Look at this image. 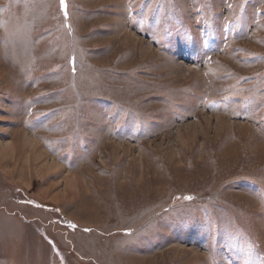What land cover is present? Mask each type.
<instances>
[{"label": "rangeland", "instance_id": "1", "mask_svg": "<svg viewBox=\"0 0 264 264\" xmlns=\"http://www.w3.org/2000/svg\"><path fill=\"white\" fill-rule=\"evenodd\" d=\"M0 264H264V0H0Z\"/></svg>", "mask_w": 264, "mask_h": 264}, {"label": "snow or ice", "instance_id": "2", "mask_svg": "<svg viewBox=\"0 0 264 264\" xmlns=\"http://www.w3.org/2000/svg\"><path fill=\"white\" fill-rule=\"evenodd\" d=\"M60 3H61V6L63 7V6H64V0H60ZM184 199H186V200H191L192 197L187 196V197H184Z\"/></svg>", "mask_w": 264, "mask_h": 264}]
</instances>
